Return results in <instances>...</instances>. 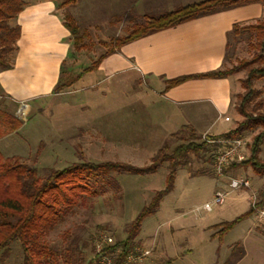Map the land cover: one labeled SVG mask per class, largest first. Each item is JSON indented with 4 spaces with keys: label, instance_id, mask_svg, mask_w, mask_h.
<instances>
[{
    "label": "rangeland",
    "instance_id": "obj_1",
    "mask_svg": "<svg viewBox=\"0 0 264 264\" xmlns=\"http://www.w3.org/2000/svg\"><path fill=\"white\" fill-rule=\"evenodd\" d=\"M55 1L62 18L67 21L70 15L78 28L76 38L71 34L61 83L75 80L107 51L113 38L125 35L133 22L142 21L145 14H161L179 5L174 0V4L160 0H77L64 6L65 0ZM231 9L241 25L264 19L263 13L261 18L245 21L254 15V7ZM128 12L135 21L126 17ZM254 41V33H231L222 69H235L241 60L250 59L254 54L250 44ZM13 56L9 55L8 60L12 61ZM231 76L236 105L237 94L245 92L240 80L246 78L247 71L238 70ZM254 87L262 92L264 110V79L254 81ZM1 93L0 106L23 120V125L0 139V152L6 158L37 167L42 176L51 169L81 161H120L146 166L163 146L170 152L185 142L192 129L203 140L204 136H215L232 128L231 123L236 127L243 120L236 110L237 115L232 112V118L238 120L232 119L227 126L218 123L208 129L175 126L176 122H171L174 127L160 126L164 123L160 107L165 102L159 99L152 79L132 73L108 77L105 70L92 71L62 91L34 101L18 103L4 91ZM260 130L248 131L242 137L247 159ZM219 145L209 143L207 152L190 154L187 163L179 167L173 190L163 197L155 213L144 218L135 239V255L139 259L129 264H227L237 258L241 248L245 250L244 258L234 264H264V214L256 212L241 219L223 235L217 232L223 226L215 227L247 212L253 192L258 194L264 188V177L255 175L251 168L217 173L212 158ZM260 158L264 161V143ZM168 165L165 161L156 173L147 175L111 172L119 187L106 185L98 196L83 199L44 241L61 253L68 246H77L88 261L94 258L93 248L102 232L113 238L111 244L126 239L131 222L165 187ZM240 178L248 180L250 187L238 186L235 181ZM217 190L228 193L226 200L207 211L205 204L212 202ZM236 245L239 248L233 251ZM0 264H23V251L17 240L3 250Z\"/></svg>",
    "mask_w": 264,
    "mask_h": 264
},
{
    "label": "trees",
    "instance_id": "obj_2",
    "mask_svg": "<svg viewBox=\"0 0 264 264\" xmlns=\"http://www.w3.org/2000/svg\"><path fill=\"white\" fill-rule=\"evenodd\" d=\"M77 0H65L62 5L75 4ZM262 2L264 0H201L195 3L178 6L171 11L161 14H145L142 21L133 19L132 27L122 36H117L110 41L108 49L92 66L81 72L75 80L61 83L63 64L60 80L54 92H60L71 83L77 82L85 73L99 68L102 61L118 52L124 45L145 37L152 33L177 26L189 20L214 14L223 10ZM26 6V0H0V69L12 68L9 55L17 50V42L21 36V26L14 21ZM64 19V18H63ZM64 22L71 34L76 38L78 28L74 19L69 15ZM248 31L255 34V41L251 43L254 54L250 59H243L237 68L214 69L205 73L179 76L169 80V87L177 86L192 78H226L238 70H246L247 76L240 80L244 93L237 94L238 103L235 105L237 112L243 120L220 135H207L202 140V135L192 129L185 142H182L169 152L165 145L152 156L151 163L146 166H137L120 161L74 162L62 169H51L44 176L39 174L38 168L19 159L6 158L0 152V256L12 241H18L23 251V264H103L101 254L93 248L94 258L86 260L78 247L68 246L64 253L50 246L44 238L52 232L64 218L73 213L74 209L83 199L98 196L105 191L106 185L119 187L111 172L147 175L156 173L160 166L168 161V173L165 187L155 194L151 202L144 206L141 212L131 222L124 240L113 244H105L103 255L110 257V264H129L128 256L137 254L135 239L140 233L143 220L146 216L155 213L163 197L173 190L179 167L187 163L190 154L199 155L207 152L209 139H238L248 131L261 129L254 137L251 146V155L241 163H234L224 168L228 173L237 168H251L255 175L264 177V161L260 158L262 144L264 143V110L262 92L254 87V81L264 79V19L255 23L233 25V34ZM229 48V42H228ZM65 61V60H64ZM3 88L0 85V97ZM0 101L1 100L0 98ZM3 105L0 102V105ZM23 125L16 115L10 113L6 107L0 106V139L10 133L17 132ZM214 162V159L212 158ZM257 208L264 207V188L257 194ZM256 208L251 204L250 209L238 216L232 222L215 225L223 226L217 232L220 235L231 229L235 223L256 213ZM239 245L234 247L235 251ZM241 248V247H240ZM76 253V256H75ZM245 254L243 248L235 260L227 264H234Z\"/></svg>",
    "mask_w": 264,
    "mask_h": 264
},
{
    "label": "crops",
    "instance_id": "obj_3",
    "mask_svg": "<svg viewBox=\"0 0 264 264\" xmlns=\"http://www.w3.org/2000/svg\"><path fill=\"white\" fill-rule=\"evenodd\" d=\"M160 1L171 4L179 1L178 6H185L201 0ZM247 6L256 10L245 21L262 17V2ZM169 8L166 11L175 9ZM232 11L227 9L202 16L127 43L121 48L123 50L106 57L94 71L105 70L108 77L132 73L152 79L159 99L165 102L160 107L164 122L160 126L174 127L171 122H176L175 126L208 129L218 123L230 125L229 122L238 120L232 118V112L237 115L232 76L192 78L177 86L168 85L173 78L224 66L229 34L237 23ZM14 23L21 26V36L11 61L12 68L0 69V85L6 96L18 103L48 97L60 80L62 63L68 57L71 32L58 12L55 0H26L25 8ZM188 104L198 106L195 109L182 107ZM230 126L235 128L233 123Z\"/></svg>",
    "mask_w": 264,
    "mask_h": 264
},
{
    "label": "built area",
    "instance_id": "obj_4",
    "mask_svg": "<svg viewBox=\"0 0 264 264\" xmlns=\"http://www.w3.org/2000/svg\"><path fill=\"white\" fill-rule=\"evenodd\" d=\"M21 111L22 110L20 109L18 112L21 114ZM208 141L209 143L220 144L214 155V168L219 174L224 173L225 167H228L234 163H241L247 159L244 153V149L246 148V142L242 137L238 139H220V140L209 139ZM235 182L240 187L241 186L250 187V182L243 178L237 179V181ZM227 195L228 193L222 190H217L215 192L212 202L206 203L204 208L207 211H211L214 206L222 205L225 202ZM256 202H257V192H253L252 205L256 208L257 210L256 212H260L261 214H264V207L260 209L257 208ZM112 242H113V238L109 236L106 232H102L96 240V250L97 253L101 254L102 256L101 262L103 264L111 263L110 257L107 255H103L102 251L105 244H111ZM145 253L147 254L149 252L146 251ZM137 259H139V256L135 254H131L128 256L129 263L135 262Z\"/></svg>",
    "mask_w": 264,
    "mask_h": 264
}]
</instances>
